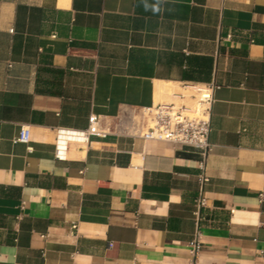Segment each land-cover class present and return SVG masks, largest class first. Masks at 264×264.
Listing matches in <instances>:
<instances>
[{
  "label": "crops",
  "instance_id": "crops-1",
  "mask_svg": "<svg viewBox=\"0 0 264 264\" xmlns=\"http://www.w3.org/2000/svg\"><path fill=\"white\" fill-rule=\"evenodd\" d=\"M190 83L216 86L199 222L198 152L138 119ZM198 227L199 264H264V0H0V264H189Z\"/></svg>",
  "mask_w": 264,
  "mask_h": 264
},
{
  "label": "built area",
  "instance_id": "built-area-1",
  "mask_svg": "<svg viewBox=\"0 0 264 264\" xmlns=\"http://www.w3.org/2000/svg\"><path fill=\"white\" fill-rule=\"evenodd\" d=\"M13 30L11 28V31ZM187 85L194 89V93L191 95V98L195 100L194 104L159 102L144 107L141 112L146 129L142 135L145 139L170 141L178 145L191 147L198 152L200 192L195 200V215L199 222L203 218L204 209L208 206L206 185L210 181V175L207 168L212 150L210 142L211 115L216 86L213 83H190ZM177 95L182 100L187 98L183 93H177ZM101 122V116L92 114L87 129L62 131L58 142V157L64 158L67 155V145L62 140L63 136H67L72 140L87 142L92 135H105L107 133ZM16 141L23 143L31 141L30 126L20 128ZM202 249V232L198 227L189 246V264H199Z\"/></svg>",
  "mask_w": 264,
  "mask_h": 264
},
{
  "label": "bare ground",
  "instance_id": "bare-ground-1",
  "mask_svg": "<svg viewBox=\"0 0 264 264\" xmlns=\"http://www.w3.org/2000/svg\"><path fill=\"white\" fill-rule=\"evenodd\" d=\"M165 84V83H164ZM169 86L170 85H159L157 87V102L158 101H163V102H175L177 104H180L182 102H187V101H193V104L195 102L194 99L191 98V95L194 93V89L190 86H187V87H182V88H179V93H183L185 96H187V101L186 100H182L180 99L178 96L177 97H171L173 92L171 89H169ZM178 87V86H177ZM169 94V97L167 99L164 98V95L165 94ZM176 96V95H175ZM164 99V100H163ZM188 104V103H187ZM193 104H189V105H193ZM82 148V145L80 144H77L75 146V149H80ZM78 154V153H77Z\"/></svg>",
  "mask_w": 264,
  "mask_h": 264
},
{
  "label": "rangeland",
  "instance_id": "rangeland-1",
  "mask_svg": "<svg viewBox=\"0 0 264 264\" xmlns=\"http://www.w3.org/2000/svg\"><path fill=\"white\" fill-rule=\"evenodd\" d=\"M169 89H171L172 90V92H173V90H174V88L173 87H169ZM164 100V99H163ZM187 103L188 104H193V101L191 102V101H187ZM138 119L139 120H141L142 119V112L141 111H139V117H138Z\"/></svg>",
  "mask_w": 264,
  "mask_h": 264
}]
</instances>
